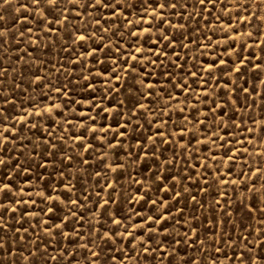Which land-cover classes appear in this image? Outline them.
I'll use <instances>...</instances> for the list:
<instances>
[{
  "label": "rangeland",
  "instance_id": "374dc122",
  "mask_svg": "<svg viewBox=\"0 0 264 264\" xmlns=\"http://www.w3.org/2000/svg\"><path fill=\"white\" fill-rule=\"evenodd\" d=\"M30 2L14 0L0 9L12 29L8 36L15 34L17 38L12 47L0 50V62L10 69L4 73L7 80L0 88L6 89L3 95L11 96L14 101L9 104L0 101V109H7L4 127H0V143L7 149V154L0 149V155H4L5 163L11 160L8 169L0 167V178L10 176L12 179L4 182L14 185L13 191L8 193L10 199L5 200V194L0 193V200L9 208L16 202L18 209L15 213L10 212L5 221H0L8 225L2 242L11 245L14 253L8 255L5 250L0 264H93L92 252L100 253L94 258L96 264H169V260L171 264H186L192 259L197 264H240L227 257L234 251L238 254L243 251V244L239 243L241 235H248L246 229L264 227L258 224L259 218L264 219L261 216L264 211L250 210L253 197L256 198L253 206L264 209V143L260 135L264 129V52L261 47L240 51L245 41L264 47V2L244 0L242 6L241 0H225L226 11L224 4L199 5V0H178L176 9L156 7L159 0H151V7L147 0H126L118 6L120 11L115 16L111 9H104L102 16L81 15L67 26L56 24L55 34L45 33L43 27H37L33 22L43 25V12L34 13L30 8L21 7ZM65 7H70L67 0ZM213 7L211 12L204 10ZM244 7L248 11H244ZM154 9L156 14L152 15ZM201 13L207 19L201 18ZM68 15L75 14L69 12ZM97 18L99 24L95 22ZM181 24L184 27H180ZM229 24L233 27L229 28ZM28 28L33 31L27 32ZM76 29L91 35L83 48L79 43H73V40L78 41ZM145 29L147 32L143 31ZM22 30H25L24 35H21ZM133 31L136 35L130 36ZM163 33L172 40V46L167 47V56L164 47L169 44V39L162 38ZM228 35L235 39L225 43ZM208 36L212 39L207 40ZM137 38L141 44L136 43ZM149 38L152 41L162 39V43H149ZM102 44L109 47L93 52L91 57L84 55V51L91 52L92 47L99 48ZM230 45L237 51H231ZM138 47L141 51L135 52ZM64 48L69 50L63 51ZM149 48L157 51H148ZM226 49L228 54L221 55ZM134 52L137 61L131 60ZM173 52L179 53V64L172 63L177 58ZM247 55L258 59L243 61L247 68L242 67L244 75L239 80L236 74L223 76L220 84L228 81L231 89H217L213 77L221 75L220 68L213 71L208 65L216 58L240 63ZM140 57L144 58L143 62ZM78 58L79 63H72ZM114 60L117 61L115 64ZM156 60L164 63H151ZM125 63L129 69L135 64L140 71L131 74L124 71ZM256 64L262 67L255 68ZM82 76H88V79L82 80ZM198 76L204 79H197ZM185 80L187 92L180 87ZM85 85H88L87 90ZM239 85L246 86L248 92L229 96ZM56 87H63L68 96L53 91ZM149 92L154 95L142 98ZM221 96L230 105L223 109L226 114L222 117L218 115L219 105L224 104ZM205 99L209 103L205 104ZM213 100L217 105L214 112L210 111ZM51 105L60 107L49 112ZM116 109H122L125 119L120 118ZM132 109L136 110L137 116L128 121ZM181 109H184L183 113ZM67 119H72L73 123H65ZM162 120L170 122L163 123ZM197 120L205 122L197 124ZM76 121L85 123L81 126ZM125 123H131V127L121 128L120 125ZM33 124L35 127H31ZM89 125H94L96 131L88 130ZM101 128L106 131H100ZM249 128L256 131L250 133ZM158 130L163 135L157 136ZM120 132H127V135L120 136ZM81 134L88 139L73 138ZM5 136L10 139L3 140ZM217 137L219 143H213ZM45 140L49 143H44ZM165 140L171 143L158 145L159 141ZM110 141L116 147H109ZM52 144L56 147L52 148ZM89 144L93 147L88 148ZM141 147L145 149L143 152ZM81 148L85 151L81 152ZM226 154L232 155L235 163L222 159ZM136 157L139 161L134 163ZM82 160L88 163L83 164ZM103 161L112 165L120 163L123 168L113 171L103 167ZM16 163L20 168L12 167ZM106 172L109 175L105 176ZM221 180H235L236 183L222 184ZM253 183L257 188H251ZM173 187L182 193L178 198L173 196ZM137 189H143L140 196L147 199L141 200L136 194ZM49 195L59 199L50 200ZM191 196L196 200H190ZM163 198H167L164 208L150 202L164 203ZM76 199L78 204L70 203ZM105 200L114 202L104 208L98 207L97 202L104 204ZM49 208L53 211L49 212ZM168 209L172 216L167 221L164 236L155 237L151 245L145 243L149 236H155L147 232L148 225L154 221L150 219L143 227L137 225L145 217L166 213ZM180 209L184 211L181 213ZM72 211L77 216H73ZM81 214L83 219H79ZM193 215L198 219L193 220ZM12 216L17 219L13 220ZM181 216L183 222L173 226L171 221ZM115 219L122 223H113ZM45 220L49 221L47 225L43 223ZM61 224L69 235H56L60 232L56 225ZM125 224L131 226L126 229ZM193 226L197 227V232H191ZM156 227L162 228L163 224ZM14 228H21V231L14 232ZM48 228L52 231H47ZM125 231L129 234H119ZM184 231H189L193 240L199 235L205 243L197 241L193 244L188 240L173 249L172 243L177 239H186ZM209 231L215 235L208 234ZM222 236L237 244L223 242ZM69 239L74 240L75 245H68ZM90 241L91 251L81 247ZM142 244L145 248L167 250L168 258L160 259L164 252L141 253ZM37 247L39 252H36ZM216 247L221 251L217 252ZM61 249L66 254L76 255L74 258L61 256ZM173 252L175 258L171 255ZM261 258H264V250Z\"/></svg>",
  "mask_w": 264,
  "mask_h": 264
},
{
  "label": "snow or ice",
  "instance_id": "6c2138e0",
  "mask_svg": "<svg viewBox=\"0 0 264 264\" xmlns=\"http://www.w3.org/2000/svg\"><path fill=\"white\" fill-rule=\"evenodd\" d=\"M13 2H14V0H3V3L0 4V9H3L6 5H8L10 3H13ZM125 2H126V0H67V5L70 6V7H68L66 9L65 0H31L30 3L22 4L21 7L30 8V9L33 10L34 13L35 12H43L44 15L41 17V20L43 21V25H41L40 23L36 22L35 20H33V22L37 23V27H43V30H44L45 33L55 34V32H56V27H55L56 24H64L65 26H67V24L74 22L81 15H84V16L94 15L95 16L97 14H100V16H102V14L104 12V9H111L112 10V15L115 16L116 12L120 11V8L118 6L123 5ZM229 2H232V0H229ZM261 2H264V0H261ZM147 3H148L149 7L152 6L151 0H147ZM217 3L224 4L225 10L226 11L228 10V6H227V3H225V0H199V5L211 4V5L215 6ZM243 3H244V0H241V5L242 6H243ZM80 5H83V7H80ZM178 6H179L178 0H176V2H173V0H159V3L156 5V7L160 8V9H168V8L176 9V8H178ZM90 10H94V11H90ZM204 10L211 12V11L214 10V7L210 8V9H204ZM243 10L244 11H248L247 7H244ZM69 12H72L75 15L74 16H69L68 15ZM155 14L156 13H155V9H154L152 15H155ZM195 18L196 17L193 16V19H195ZM201 18L207 19V18L203 17L202 13H201ZM125 19H127V17H125ZM162 19H163V17H162ZM237 19H239V16L237 17ZM5 21H6L5 15L2 12H0V50L5 49L6 47H9V48L12 47L13 46V42H15L17 40L15 34H13L11 36H8V33L12 32V29H11V27L8 26V24ZM95 22H96V24H99L100 23V19L97 18ZM49 25H51V27H48ZM172 27H177V25L172 24ZM180 27H184V25L181 24ZM228 27L232 28L233 26L231 24H229ZM104 30L107 31L108 30L107 27H105ZM24 31L25 30L21 31V35H24ZM26 31L27 32H32L33 29L28 28V29H26ZM75 31L78 34V41L73 40V43L74 44L79 43L80 48H83L84 47V42H86L87 40H91V35L85 34L80 29H76ZM96 31L99 32V29H97ZM143 31L147 32L146 29L143 30ZM129 35L130 36H135L136 33L133 31L132 33H129ZM237 35H239V33ZM247 35L251 36L252 33H247ZM162 38L169 39V44L164 47V55L167 56V47L168 46H172V40L170 38H168L167 33H163L162 34ZM100 39L103 40L104 37L101 36ZM206 39L207 40H211L212 37L208 36ZM234 39H235V37H233L231 35H228V36L225 37V43H227L229 40H234ZM148 42L149 43H153V44L162 43V39H158L156 41H152L151 38H149ZM94 43L95 42L93 41V44ZM117 43H119V42H117ZM136 43L137 44H141V41L137 38ZM193 43H196V42L194 41ZM106 47H109V45L108 44H102V45L99 46V48L92 47V51L91 52L84 51V55L91 57L93 52L103 51V49L106 48ZM181 47L183 48L184 45H182ZM251 47H261V51L264 52V47H262L258 43L249 44L247 41H245V43H244L243 47L240 49V51H244L247 48H251ZM229 48L233 52L237 51V49L234 46H232V45H230ZM68 50L69 49H67V48L63 49V51H68ZM147 50L148 51H157L155 48H149ZM140 51H141V48H139V47L135 50V52H140ZM135 52L131 53V60L132 61H137V59H138V57L135 54ZM29 54H31V53H29ZM227 54H228V49H226L225 53H223L221 55H227ZM158 55H159V53H158ZM173 55L175 57H177V58L174 59L172 61V63L173 64H179L180 63V61L178 59L179 53L173 52ZM139 59L141 60V62H143L144 58L140 57ZM254 59H258V57H253L251 55L243 56L240 59V63L230 62V61H227V60H224V59H220V58L214 59V61L211 64L208 65V69H211V70L214 71L216 68L219 67L220 68V73H221V75L219 77H213V79H215L217 81V83L215 84V87L217 89H220V88H229V89H231L232 88L231 83H229L228 81H225L224 84L221 85L219 81L223 78L224 75L232 76L233 74H236V78H237V80H239L240 77H242L244 75V72L242 71V67L243 68H247V65H244L243 61L244 60L251 61V60H254ZM17 62H19V61L17 60ZM96 62L97 63H101L102 61H96ZM116 62L117 61H115V60L113 61L114 64ZM72 63H79V58L77 60H75V61H72ZM151 63L163 64L164 61L156 60V61H151ZM84 66L87 67V64H85ZM181 67H183V66H181ZM254 67L255 68H261L262 65L261 64H256ZM9 70H10L9 68L5 67L4 64L2 62H0V85H3L6 82L7 76H5L4 73L9 72ZM123 70L124 71H128L130 74L140 71V70H138L136 68L135 64H133L132 67L129 69L127 63H125L123 65ZM141 74H143V73L141 72ZM90 75H91V73L89 72V76ZM169 75H171L170 72H169ZM191 75L196 76V73H192ZM210 75H211V72H210ZM37 79H40V78L37 77ZM81 79L82 80H86V79H88V76H82ZM111 79H116V77H111ZM197 79H204V78L198 76ZM140 83H143V81H140ZM205 85L207 86V81H205ZM84 87H85V90H87L88 85H85ZM147 87L151 88L152 85H147ZM180 87L184 90V92H187V81L185 80V81L181 82L180 83ZM5 91H7V90L3 89V88H0V101H2L4 104L14 103V101L12 100L11 96L5 97L3 95ZM53 91L62 94V96H68V93L64 91L63 87H56V88L53 89ZM193 91H195V89H193ZM254 91H255V89H253V92ZM246 92H248L247 87L243 86V85H239L235 90H233V92L229 93V96H231L233 94H236V93H238L239 95H243ZM153 95H154V93L149 92V93L146 94V97H142V98L151 97ZM221 99L224 100V104L219 105V107L221 108V111H220V113H218V115H220L222 117L223 115L226 114V113H224L223 109L225 107H230V105L227 104V99H225L224 96H221ZM123 103L124 102L121 101V104H123ZM204 103L207 104V103H209V101L207 99H205ZM212 104H213V107L210 109V111L214 112L216 110L217 105L215 104L214 100L212 101ZM36 106L38 107L39 105H36ZM93 106L94 107H99V105H93ZM59 107H60V105H51L49 107L48 111L51 112L52 108H59ZM139 107L143 108L144 106L143 105H139ZM6 111H7V109H0V127H4L3 119H4V113ZM41 111H43V109ZM101 111H104V109H102ZM115 111L120 112V118L121 119H125V117L123 116L122 109H116ZM162 111H166V109H162ZM183 112H184V109H181V113H183ZM36 115L39 116L40 113H36ZM133 116H137V112H136L135 109L131 110V115L129 117H127V120L131 121ZM91 119L95 120L96 117H91ZM153 119H155V117ZM184 119H188V118L184 117ZM76 122L80 123L81 126H83L84 123H85L84 121H76ZM162 122L163 123H169L170 120H162ZM189 122H191V121H189ZM204 122L205 121H203V120H197L196 121L197 124H203ZM213 122H215L214 118H213ZM243 122L244 121H241V123H243ZM65 123L71 124V123H73V120L72 119H67L65 121ZM137 123H138V121H137ZM31 127H35V124L31 125ZM120 127L126 129L128 127H131V123L122 124V125H120ZM219 127L222 128L223 125H220ZM5 130L7 131V129H5ZM88 130H91L93 132L96 131L94 125H89L88 126ZM135 130H137V129H134V131ZM20 131L23 132V129H21ZM65 131H70V129H65ZM100 131H106V129L101 128ZM247 131L251 133V132H255L256 129L249 128V129H247ZM119 135L120 136H126L127 132H120ZM156 135L160 136V135H163V133L158 130ZM260 135H261V138H262L261 142L264 143V129L261 130ZM73 138L74 139H82V140H87L88 139V137L86 135H84V134H81L79 137H73ZM9 139H10V136L3 137V140H5V141L9 140ZM105 139H106V137H105ZM116 139H119V136ZM152 139H155V138L152 137ZM219 139L220 138L217 137V139L212 141V142L213 143H219ZM12 143H15V141H12ZM44 143L47 144V143H49V141L45 140ZM161 143H171V141H168V140L159 141L158 145L161 144ZM180 143H183V141L181 140ZM55 147H56V145L52 144V148H55ZM92 147L93 146L91 144L88 145V148H92ZM109 147H116V145L113 144L110 141L109 142ZM220 147L223 148L224 145L220 144ZM0 149H3L4 155L7 154V149L3 148V143H0ZM140 150L143 152L145 149L143 147H141ZM80 151L84 152L85 149L81 148ZM245 151H247V149H245ZM154 153H155V149L153 150V155H154ZM65 154L67 155V153H65ZM4 155H0V167L8 169L9 165H11V160H9L8 163H5ZM105 155H107V152H105ZM224 158L232 161V163H235V161L232 159V155L226 154V157H222V159H224ZM68 159L71 160L72 157L68 156ZM98 159L103 160V157H99ZM138 161H139V157H136V160L133 161V162L135 163V162H138ZM82 163L83 164H87L88 161L87 160H82ZM102 166L106 167V168H110L113 171L115 169L123 168V165L120 164V163H116L115 165H112V164H109L108 161H103ZM12 167L20 168V164L16 163L15 165H12ZM21 171H24V169L21 168ZM97 175H99V173H97ZM107 175H109V173L106 172L105 176H107ZM205 175H208V173L205 172ZM218 175H219V173H218ZM243 175H249L250 176L251 174L250 173H243ZM11 179L12 178L10 176L0 178V193H4L5 194L4 195V199L5 200L10 199V197L8 196V193L13 191L14 185L12 183H5L4 181L5 180H11ZM117 179H118V177H117ZM229 182H231L233 184L236 183L235 180H232V181L221 180L220 181V183H222V184H227ZM61 183H63V181H61ZM137 183H140V181H137ZM205 183H207V181H205ZM105 186L106 187H111V185H105ZM251 188H257V185L255 183H253L251 185ZM171 190L173 192V196L174 197L178 198L180 195H182V193L180 191H177L174 187ZM203 190L207 191V189H203ZM250 190L251 189H249V191ZM141 191H143V189H137V192H136L137 196H139V198L141 200L147 199V197H145V196H140V192ZM257 191H259V189H257ZM114 192H115V189L112 190L113 194H114ZM99 194H101V193H98V195ZM48 199L54 200V199H59V197H53V196L49 195ZM85 199H87V197H85ZM163 199H164V203H158L157 200H151L150 202L153 205H155L156 207H158V208H164L165 207V203L167 202V198H163ZM189 199L192 200V201H195L196 197L195 196H191V197H189ZM111 202H114V201L105 200L104 204H100L99 202H97V205L100 208H104L105 205H110ZM178 202H179V200L177 199V203ZM15 203L16 202H13L12 206L9 208L2 200H0V221H5L6 218L9 216L10 212L11 213H15V212L18 211V209L15 207ZM20 203L27 204L28 201H20ZM32 203L34 204L35 201H32ZM70 203L78 204L79 200L78 199L72 200V201H70ZM216 203H219V200H217ZM254 204L256 205V198L255 197H253V199H252L250 210H254L257 213H260V212L264 211V209L258 208L256 206L254 207L253 206ZM48 211L51 212V211H53V209L49 208ZM179 211L182 213L184 210L180 209ZM72 215L73 216H77V213L75 211H72ZM137 215H140V213L137 212ZM226 215H227V213H226ZM171 216H172L171 209H168L166 213L165 212H161L159 215H156V216L145 217L144 221L137 225L139 227H143V224H148V221L150 219L154 221V224H149L148 225L147 232L148 233H154L155 236H149L148 240L145 241V243L151 245L155 237L164 236V233H165V231L167 230V227H168L167 221H168L169 217H171ZM261 216H264V215H261ZM11 218L13 220L17 219V217H15V216H12ZM22 218H23V214L21 215V219ZM83 218L84 217L81 214L79 216V219H83ZM192 218H193V220L198 219V217H196L195 215H193ZM129 220H131V218H129ZM182 222H183V217L182 216L181 217H177L176 219H173L171 221L173 226H175L177 224H181ZM43 223L47 225L49 223V221L45 220V221H43ZM113 223L120 224L122 222L119 219H115L113 221ZM161 224H163L162 228H157L156 227V225H161ZM258 224L259 225H264V219L259 218ZM36 226H39V225H36ZM130 226H131L130 224H125V228L126 229L129 228ZM56 227L60 229V232L56 233L57 236H60V235L67 236V235H69L65 231L64 225H62V224L61 225H56ZM185 227H187V226H185ZM21 228H22V225H21ZM21 228H14L13 231L14 232H20ZM7 230H8L7 223H0V258H2L4 256L5 250H7V254L8 255H13L14 254L12 252L11 245H7L6 246L5 243L2 242L3 238H4L3 237V232L7 231ZM24 230L27 231V229H24ZM46 230L49 231V232L52 231L51 228H48ZM246 231H248V235H241V237L239 239V243L243 244V251L240 252L239 254L234 251L232 253V255L230 257H227V258L231 259L233 262L240 261V264H264V258H261V252H262V250H264V227L254 228V229H252L250 231L246 229ZM191 232H197V227L193 226L192 229H191ZM119 234L121 236H126L129 233L127 231H125V232H121ZM208 234L215 235V233H213L211 231H209ZM105 235H108V233H105ZM183 235H184V237L186 239H184V240L177 239L174 243H172V248L173 249L177 248L180 243H187L188 240H192L193 244H195L197 241H199L200 244H204L205 243L204 240L200 239L199 235H197L196 238L193 240L192 239V235H191V233L189 231H184ZM80 238L81 239L83 238L82 235H81ZM253 238H255V242H253ZM16 239L19 240V239H21V237H16ZM101 239H103V237H101ZM167 239H168L167 236H165V240H167ZM221 240L223 242H227V243H230V244H233V245L237 244V242L232 240L231 238L225 239V237L222 236ZM90 244H91V241L89 242V244L81 245V247L86 248L89 251H91ZM68 245H70V246L75 245V241L72 240V239H69L68 240ZM131 246L132 245L130 244V247ZM213 246H215V244ZM200 250L202 251L203 249H200ZM149 251L158 252V253L159 252H164L165 254L160 257V259H162V260L163 259H167L168 255H169L167 250L162 249L160 247L145 248L143 244L141 245V248H140V252L141 253H145V252H149ZM216 251L217 252L221 251V248L220 247H216ZM36 252H39V248L38 247L36 249ZM33 254H35V253H33ZM65 255H71L74 258L76 254L75 253L66 254V253L63 252V249H61V256H65ZM99 255H100L99 252H92L93 264H96V260L94 258L98 257ZM171 255L173 256V258H175L176 253L173 252V253H171ZM51 259H56V257H51ZM33 264H35V262H33ZM169 264H171V260H169ZM186 264H197V261L194 260V259L188 260V261H186Z\"/></svg>",
  "mask_w": 264,
  "mask_h": 264
}]
</instances>
